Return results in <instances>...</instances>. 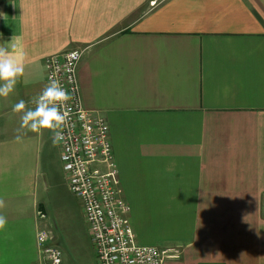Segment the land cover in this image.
Wrapping results in <instances>:
<instances>
[{
	"label": "crops",
	"instance_id": "crops-1",
	"mask_svg": "<svg viewBox=\"0 0 264 264\" xmlns=\"http://www.w3.org/2000/svg\"><path fill=\"white\" fill-rule=\"evenodd\" d=\"M152 1L0 0V44L25 54L0 97V264L42 262L39 194L60 150L47 130L17 142L12 109L34 107L46 58L69 51L83 107L109 125L137 244L163 264H264V0Z\"/></svg>",
	"mask_w": 264,
	"mask_h": 264
},
{
	"label": "built area",
	"instance_id": "built-area-1",
	"mask_svg": "<svg viewBox=\"0 0 264 264\" xmlns=\"http://www.w3.org/2000/svg\"><path fill=\"white\" fill-rule=\"evenodd\" d=\"M162 0H153L154 6ZM82 52L69 51L45 60V86L52 76L69 91L70 120L58 144L67 187L81 203L95 264H163L166 252L136 242L127 217L129 207L119 197V174L106 119L81 102L77 70ZM49 231L39 227L36 242L41 264H62L60 250L48 245Z\"/></svg>",
	"mask_w": 264,
	"mask_h": 264
},
{
	"label": "clouds",
	"instance_id": "clouds-1",
	"mask_svg": "<svg viewBox=\"0 0 264 264\" xmlns=\"http://www.w3.org/2000/svg\"><path fill=\"white\" fill-rule=\"evenodd\" d=\"M0 44V97L8 98L15 92L16 86L25 71V54L18 51V45L13 43ZM69 91L52 76L42 91L32 98L34 107H27L24 100L13 106L14 113H20V123L16 128L15 139L22 141L28 132L42 134L47 130L51 133L53 145L64 139V129L67 127L70 114L66 110L71 100ZM5 201L0 198V210L5 208ZM7 225V218L0 212V231Z\"/></svg>",
	"mask_w": 264,
	"mask_h": 264
},
{
	"label": "rangeland",
	"instance_id": "rangeland-1",
	"mask_svg": "<svg viewBox=\"0 0 264 264\" xmlns=\"http://www.w3.org/2000/svg\"><path fill=\"white\" fill-rule=\"evenodd\" d=\"M53 166L54 174L39 194L46 214L43 228L51 232L50 239L56 238L62 247L64 264H95L81 203L69 192L60 161Z\"/></svg>",
	"mask_w": 264,
	"mask_h": 264
}]
</instances>
